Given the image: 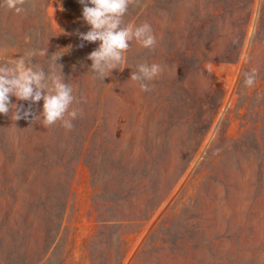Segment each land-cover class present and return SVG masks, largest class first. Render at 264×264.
Listing matches in <instances>:
<instances>
[{
	"label": "rangeland",
	"instance_id": "1",
	"mask_svg": "<svg viewBox=\"0 0 264 264\" xmlns=\"http://www.w3.org/2000/svg\"><path fill=\"white\" fill-rule=\"evenodd\" d=\"M24 7L0 0V64L60 57L82 114L0 115V264H264V0H138L122 26L156 47L131 41L104 81L78 0ZM140 63L167 68L150 92Z\"/></svg>",
	"mask_w": 264,
	"mask_h": 264
},
{
	"label": "clouds",
	"instance_id": "2",
	"mask_svg": "<svg viewBox=\"0 0 264 264\" xmlns=\"http://www.w3.org/2000/svg\"><path fill=\"white\" fill-rule=\"evenodd\" d=\"M83 6L82 16L84 22L90 26L86 33H77L83 42L96 43L99 46L92 51L87 59L90 60L91 70L95 78L104 81L113 70L122 71L121 65L125 62V54L129 50L130 42L135 40L143 48L154 50L157 44L156 37L148 23L133 27L122 26L123 18L131 5L138 0H78ZM27 0H4V6L14 10L16 14L25 11ZM37 53L29 52L27 57H20L11 65L0 64V115L12 112L15 121L33 117L32 122L42 120L44 126H53L59 122L66 130L74 127L72 121L82 113L73 108L76 101L73 88L65 82L62 74V65L57 63L55 54L51 55L52 63L46 73L42 68L32 64L31 58ZM40 56L48 55L47 51H40ZM59 67V73L56 68ZM167 70L166 66L158 63H140L137 70L132 72L130 80L138 83L141 92H150L154 85L152 82L162 76ZM256 70L245 74V84L254 86ZM11 97L17 101L28 102V107L11 102ZM43 101V111L40 116H34L32 105Z\"/></svg>",
	"mask_w": 264,
	"mask_h": 264
},
{
	"label": "trees",
	"instance_id": "3",
	"mask_svg": "<svg viewBox=\"0 0 264 264\" xmlns=\"http://www.w3.org/2000/svg\"><path fill=\"white\" fill-rule=\"evenodd\" d=\"M245 37H246V34H245V36H244L243 43L241 44V49L243 48V45H244V42H245Z\"/></svg>",
	"mask_w": 264,
	"mask_h": 264
}]
</instances>
